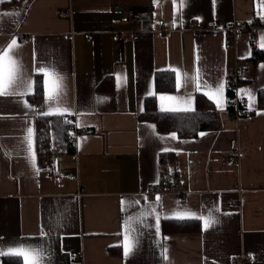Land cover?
Wrapping results in <instances>:
<instances>
[{
	"label": "crops",
	"instance_id": "0c3cea01",
	"mask_svg": "<svg viewBox=\"0 0 264 264\" xmlns=\"http://www.w3.org/2000/svg\"><path fill=\"white\" fill-rule=\"evenodd\" d=\"M13 1L0 3V47L18 40L14 54L25 81L33 82L31 94L42 66L59 73L63 90L51 102L45 87L36 101L26 87L17 90L24 95L0 96V248H37L45 264H264V60L255 66L250 60L252 33L264 49L258 0ZM63 8H71V16H61ZM130 9L137 16L123 21ZM253 20L259 25L228 42L229 22ZM238 62L249 66L237 93L252 113L233 118L227 85ZM197 68L196 83L182 80L181 87L157 93L158 107L163 95L190 98L194 109L196 94H204L219 111L220 128L193 138L159 132L144 109L156 92L155 72L178 69L191 77ZM105 76L114 77L113 91L97 89ZM221 84L222 94L210 98ZM56 107L68 109L63 114L82 129L76 152L59 153L61 165L79 174L65 188L38 168L34 119ZM166 152L175 153L170 169L180 188L150 198ZM223 194L237 206L224 209ZM153 206L158 232L155 215H146ZM183 210L212 213L216 222L205 230L201 221L199 232H164L165 217ZM129 218L137 243L125 256L122 225Z\"/></svg>",
	"mask_w": 264,
	"mask_h": 264
},
{
	"label": "trees",
	"instance_id": "16d2710c",
	"mask_svg": "<svg viewBox=\"0 0 264 264\" xmlns=\"http://www.w3.org/2000/svg\"><path fill=\"white\" fill-rule=\"evenodd\" d=\"M13 2H16L15 0ZM250 60L255 66L259 61L264 60V49L253 43ZM231 72L227 85V108L231 117L236 107L233 104L235 90L229 86ZM244 78L241 80V82ZM240 82V83H241ZM176 75L170 69L157 70L155 72V94L145 98L144 109L146 118L155 124L159 132H175L179 137L193 138L200 132L210 129H219L221 126L219 111L215 104L204 94L197 93L195 98V108L190 111H162L158 107L157 93L170 92L176 88ZM115 81L113 76H105L98 82L97 89L102 91H113ZM44 94V84L42 75L35 76V90L29 95L31 101H36ZM259 106L264 107V88L259 91ZM252 113L251 111L249 114ZM36 149L39 159L53 151L58 153H75L76 146L71 142V135L76 129L75 117L71 114H37L34 119ZM175 153H161L159 157L161 169V184L167 180L176 178L170 169L174 161ZM223 208L236 207L231 201L226 200L223 194ZM202 229L201 220H164V232H199ZM3 264H22L16 257L3 255Z\"/></svg>",
	"mask_w": 264,
	"mask_h": 264
},
{
	"label": "snow or ice",
	"instance_id": "6c2138e0",
	"mask_svg": "<svg viewBox=\"0 0 264 264\" xmlns=\"http://www.w3.org/2000/svg\"><path fill=\"white\" fill-rule=\"evenodd\" d=\"M4 0H0V3H3ZM257 14L264 17V0H258L257 2ZM261 46L264 47V36L261 37ZM20 47L18 40L13 38L9 41L5 46L0 47V96H8V95H24V93H18V89L21 87H26L28 89V93L31 94V89L33 87V82L31 80L25 81L22 74V65L20 61L15 57V51ZM172 71L176 75V87H181V82L191 80L193 83H196L199 79L200 72L199 69H195V74L191 77L187 73H181L178 69H172ZM37 74L42 75L44 79V87L46 89V102L58 101L59 96L63 90V78L57 73L54 69H51L46 66H42L37 69ZM117 80H120V77H117ZM198 87V86H197ZM223 92V85H219L215 92H210L208 95L210 98L215 99L216 96L221 95ZM251 98V93H247ZM161 103L162 111H190L192 110L191 99L184 100L175 96H160L159 97ZM169 101L168 105H165L163 102ZM219 104V101H216ZM68 109H61L56 107L51 109L50 112L44 113L48 114H63L66 113ZM27 136L25 140L28 144L29 155L33 162H35V152L33 150V130L31 128L27 129ZM173 139L175 136L173 134ZM160 197L156 198L157 203L160 201ZM123 210V209H122ZM214 212H217L218 209H214ZM146 215H155V219L157 222V232L159 231V215L155 214V207L153 206L150 211L146 213ZM145 218V214H141L140 220L142 221ZM166 219H176V220H188V219H198L201 220L205 230L210 227L213 223L216 222L215 216L212 213L208 215H197L196 212L192 210H183V211H174L170 215L165 217ZM124 232V244L122 247L124 248L125 256L129 255L132 249L135 247L137 241L133 238L134 226L132 223V218L126 219L124 224L122 225ZM0 255H10L17 258L18 261L22 260V264H45L44 256L42 255L41 250L37 248H32L28 246H24L22 243L18 244L15 247H9L7 249L0 248ZM165 259L167 258V250H164Z\"/></svg>",
	"mask_w": 264,
	"mask_h": 264
},
{
	"label": "built area",
	"instance_id": "2783aa9c",
	"mask_svg": "<svg viewBox=\"0 0 264 264\" xmlns=\"http://www.w3.org/2000/svg\"><path fill=\"white\" fill-rule=\"evenodd\" d=\"M61 16H71L72 9L71 8H63L59 11ZM137 16V13L130 9L127 11V14L123 17V21H128ZM164 19H159L158 23L160 26L164 24ZM259 22L257 20H253L250 22H241L238 23L236 21H231L226 26L227 34H228V42L233 41L234 36L243 30L252 31L256 26H258ZM139 34L135 33L134 38H138ZM116 38L119 40L123 39V35L118 33ZM252 42H256V37L254 33H252ZM249 70V66L246 63L238 62L234 69L231 70V79L229 80V86L233 87L235 90V96L233 98V104L236 107L235 112H233L234 118H240L242 116L248 115L250 112L248 100L239 96L237 93L238 87L240 85L241 80L246 76ZM82 133V129H76L73 134L71 135V142L75 145V142L78 138V135ZM234 164L239 162L238 158L232 160ZM38 168L42 172H46L51 176L57 185L60 188H65L67 181L69 180H78L79 174L76 170H67L61 165V155L56 151H53L51 154L44 155L42 158L39 159ZM180 184L177 178H174L172 181L167 180L163 184H152L148 189V195L152 198L155 194H159L165 192L167 190H179ZM248 260H253L254 255L248 254Z\"/></svg>",
	"mask_w": 264,
	"mask_h": 264
}]
</instances>
